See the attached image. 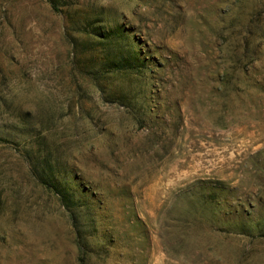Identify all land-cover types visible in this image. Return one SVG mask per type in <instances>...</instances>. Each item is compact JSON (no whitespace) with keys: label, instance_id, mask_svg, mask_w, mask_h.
Instances as JSON below:
<instances>
[{"label":"rangeland","instance_id":"374dc122","mask_svg":"<svg viewBox=\"0 0 264 264\" xmlns=\"http://www.w3.org/2000/svg\"><path fill=\"white\" fill-rule=\"evenodd\" d=\"M0 264H264V0H0Z\"/></svg>","mask_w":264,"mask_h":264},{"label":"trees","instance_id":"16d2710c","mask_svg":"<svg viewBox=\"0 0 264 264\" xmlns=\"http://www.w3.org/2000/svg\"><path fill=\"white\" fill-rule=\"evenodd\" d=\"M64 196L63 197H65L66 196V193L65 192H63V190H62V192H61Z\"/></svg>","mask_w":264,"mask_h":264}]
</instances>
